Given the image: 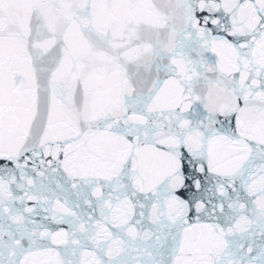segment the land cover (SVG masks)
Listing matches in <instances>:
<instances>
[{
    "label": "snow or ice",
    "instance_id": "6c2138e0",
    "mask_svg": "<svg viewBox=\"0 0 264 264\" xmlns=\"http://www.w3.org/2000/svg\"><path fill=\"white\" fill-rule=\"evenodd\" d=\"M0 264H264V0H0Z\"/></svg>",
    "mask_w": 264,
    "mask_h": 264
}]
</instances>
